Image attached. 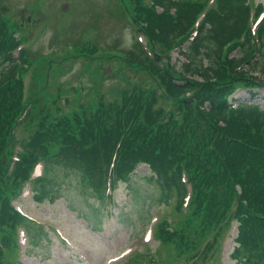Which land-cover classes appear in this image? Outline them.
<instances>
[{"label":"trees","instance_id":"trees-1","mask_svg":"<svg viewBox=\"0 0 264 264\" xmlns=\"http://www.w3.org/2000/svg\"><path fill=\"white\" fill-rule=\"evenodd\" d=\"M117 2L143 42L114 56L142 71L150 86L60 115L38 98L42 90L25 86L28 51L0 7V264L6 255L19 263L21 230L29 242L40 238L13 202L26 186L35 202L53 200L51 165L77 173L101 203L146 165L161 196L185 211V233L158 220L153 239L175 243L178 256L202 264L236 223L230 259L264 264V108L228 104L239 89L264 87V7L249 0ZM175 51L182 61L170 62ZM19 128L26 137H16ZM205 231L210 238L198 248L191 235Z\"/></svg>","mask_w":264,"mask_h":264},{"label":"rangeland","instance_id":"rangeland-1","mask_svg":"<svg viewBox=\"0 0 264 264\" xmlns=\"http://www.w3.org/2000/svg\"><path fill=\"white\" fill-rule=\"evenodd\" d=\"M249 2L252 7H264V0ZM2 6L4 17L17 27L15 35L28 51L25 86L42 90L38 98L56 115L80 104L111 102L134 86H150L142 71L114 56L132 49L137 40L127 12L117 0H0ZM138 40L143 42L141 37ZM89 46H96L100 53L82 52ZM171 56L173 62L176 54ZM58 94L61 100L56 98ZM65 98L69 100L65 102ZM26 136L27 130L19 128L16 137ZM149 177L148 168L138 166L128 183H119L114 189L111 201L101 203L88 196L89 188L77 173L51 165L48 178L53 183L52 194L57 193L53 200L35 203L26 186L13 203L38 223L35 232L40 237L27 246L28 236L19 232L16 264H189L190 255L178 256L182 254L175 243L149 239L158 220L167 222L169 232L182 229L185 233V211L177 212ZM235 228V224L229 225L216 253L202 264H235L228 257ZM210 235L205 231L191 236L200 248ZM2 261L14 264L8 255Z\"/></svg>","mask_w":264,"mask_h":264},{"label":"bare ground","instance_id":"bare-ground-1","mask_svg":"<svg viewBox=\"0 0 264 264\" xmlns=\"http://www.w3.org/2000/svg\"><path fill=\"white\" fill-rule=\"evenodd\" d=\"M234 231H235V229H234Z\"/></svg>","mask_w":264,"mask_h":264}]
</instances>
